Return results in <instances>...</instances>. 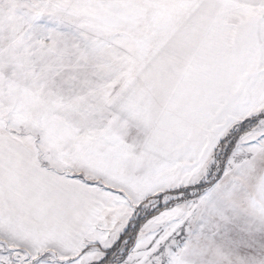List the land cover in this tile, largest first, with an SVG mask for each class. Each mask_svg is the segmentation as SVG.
Returning a JSON list of instances; mask_svg holds the SVG:
<instances>
[{
  "label": "snow or ice",
  "instance_id": "obj_1",
  "mask_svg": "<svg viewBox=\"0 0 264 264\" xmlns=\"http://www.w3.org/2000/svg\"><path fill=\"white\" fill-rule=\"evenodd\" d=\"M0 264H264V0H0Z\"/></svg>",
  "mask_w": 264,
  "mask_h": 264
}]
</instances>
